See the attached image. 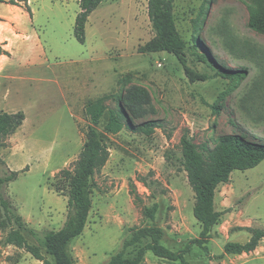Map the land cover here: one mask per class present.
<instances>
[{"label": "rangeland", "instance_id": "rangeland-1", "mask_svg": "<svg viewBox=\"0 0 264 264\" xmlns=\"http://www.w3.org/2000/svg\"><path fill=\"white\" fill-rule=\"evenodd\" d=\"M31 4L35 19L11 5L0 10L6 35L0 46L9 53L0 59V113L25 115L21 127L0 139L2 169L19 173L2 193L22 216L28 244L55 264L41 239L65 225L66 173L94 134L103 152L91 181L86 228L68 247L74 264H106L134 229L152 225L164 230L165 247L184 250L202 227L193 213L182 137L188 134L199 150L209 151L225 136L264 145V34L248 25L253 0L175 1L187 64L207 77L196 82L175 56L145 50L155 37L148 0H104L89 17L85 44L74 36L79 0ZM244 69L250 76L241 83L225 72ZM137 93L142 119L131 111ZM113 113L124 125L117 133L109 129ZM155 204L152 221L144 209ZM215 204L223 216L212 230L209 255L190 245L188 262L264 264V242L252 253L219 258L228 242L247 243L248 229H264V162L234 171L217 189ZM13 228L18 226L7 223L0 207V264H44L27 249L6 244ZM142 264L180 263L147 252Z\"/></svg>", "mask_w": 264, "mask_h": 264}, {"label": "trees", "instance_id": "trees-1", "mask_svg": "<svg viewBox=\"0 0 264 264\" xmlns=\"http://www.w3.org/2000/svg\"><path fill=\"white\" fill-rule=\"evenodd\" d=\"M176 0H148V15L155 33L154 39L148 43L145 50L148 52H166L175 56L184 67L185 73L191 82L206 81L205 75L195 73L187 64L186 42L182 39L176 25L174 16V3ZM104 2V0H79L80 12L78 13L74 36L82 44L86 41V25L91 14ZM0 4H6L23 8L32 18L33 13L28 0H0ZM250 29L264 34V0H253L249 6ZM9 56V53L0 46V57ZM228 76L235 82H243L250 76V71L244 69L240 72L226 71ZM141 96L137 93L130 98L134 103L131 108L134 117L142 119L137 102ZM122 116L112 114L109 129L117 133L124 125ZM25 115L19 113H0V139L14 133L23 125ZM150 134L152 130L143 129ZM181 147L184 157V167L188 174L189 184L195 194L194 217L200 223L202 231L200 237L193 240L190 245H196L207 255L213 228L218 225L223 216L222 212L216 210V193L221 185H226L231 180L234 171H247L258 167L264 162V145L255 143L241 136H225L221 138L217 148L209 151L203 147L199 150L192 139L185 134L181 139ZM103 146L101 141L92 134L85 143L80 158L72 173L68 176V216L65 225L58 231L49 232L44 235L42 246L46 253L51 256L55 264H74L68 247L70 243L81 236L86 228L92 207V178L99 164ZM206 152H208L206 156ZM19 173L16 171L5 172L0 162V207L9 224H15L18 229H11L6 237L7 245H15L27 249L36 259L44 264H51L41 253L40 248L28 244L23 232L25 225L22 216L18 215L9 200L3 195V187L17 180ZM131 194L135 203L141 202L134 185L131 186ZM158 206L144 209V216L154 221L156 219ZM250 239L247 243L228 242L224 252L219 258L225 256H239L254 252L264 242V229H248ZM30 233L37 236L36 231ZM164 230L156 225L136 228L132 231L130 238L125 240L120 252L112 256L106 264H142L147 252L154 256L180 264H190L186 254L190 251V245L184 250L174 252L165 247ZM134 251L132 257L127 256V251Z\"/></svg>", "mask_w": 264, "mask_h": 264}, {"label": "crops", "instance_id": "crops-1", "mask_svg": "<svg viewBox=\"0 0 264 264\" xmlns=\"http://www.w3.org/2000/svg\"><path fill=\"white\" fill-rule=\"evenodd\" d=\"M28 3H29V5H32L31 4V0H28ZM2 7H10V6H8V5H6V4H0V10L2 9ZM12 8H14V9H17L18 11H21L23 14H24V17H26L27 15L29 16V14L27 13V12H25L24 10H23V8H20V7H16V6H12ZM5 9V8H4ZM1 13V12H0ZM32 13H33V19H35V13H34V11L32 10ZM30 17V16H29ZM31 18V17H30ZM5 34H3L1 31H0V43L1 42H3V41H5ZM2 58H6V56H1L0 57V59H2ZM263 243V242H262Z\"/></svg>", "mask_w": 264, "mask_h": 264}]
</instances>
